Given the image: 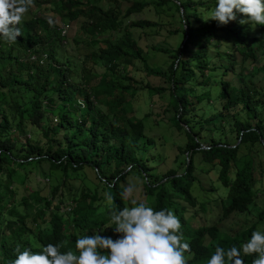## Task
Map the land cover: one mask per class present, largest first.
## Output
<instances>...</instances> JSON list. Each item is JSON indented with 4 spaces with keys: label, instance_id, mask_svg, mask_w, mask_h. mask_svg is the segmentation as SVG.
Instances as JSON below:
<instances>
[{
    "label": "trees",
    "instance_id": "obj_1",
    "mask_svg": "<svg viewBox=\"0 0 264 264\" xmlns=\"http://www.w3.org/2000/svg\"><path fill=\"white\" fill-rule=\"evenodd\" d=\"M151 5L176 14L179 25L168 33L182 35L174 49L152 45L172 58L166 71L147 69L168 83L147 85L148 91L168 92L175 110L168 120L186 137L179 148L185 154L182 172L170 168L162 176H153L148 159L138 153L145 124L132 114L137 87L125 74L127 65L145 61L129 28L157 24L130 16ZM215 6L216 0H33L29 17L18 25L21 36L11 44L0 38V95L27 94L23 104L13 100L7 108L0 106V264H11L18 245L21 251L39 252L51 243L75 252L76 239L102 229L100 235L116 239L110 213L126 207L129 199L121 193L132 172L144 178L143 193L153 197L149 206L171 210L180 219L191 247L188 264H207L216 246L240 248L253 231L264 232V208L232 234L217 223L236 212L248 214L263 190L258 186L264 179V25L241 23L247 18L240 13L221 25L209 19ZM80 17L91 37L87 45L100 46L83 53L81 70L75 72L60 57L68 42L59 27ZM121 30L122 35L110 38ZM247 60L249 78L242 74ZM54 108L57 123L48 114ZM198 110L212 113L195 118ZM205 130L208 137L201 136ZM43 164L48 165L44 176L54 180L45 194L46 187L26 184L30 171ZM85 166L95 172L98 186L76 195L68 186V172ZM200 170L216 173L218 198L197 201L193 195ZM15 174L21 177L17 187ZM183 202L199 205L195 217L215 207L216 221L192 226ZM253 259L244 257L245 264Z\"/></svg>",
    "mask_w": 264,
    "mask_h": 264
},
{
    "label": "rangeland",
    "instance_id": "obj_2",
    "mask_svg": "<svg viewBox=\"0 0 264 264\" xmlns=\"http://www.w3.org/2000/svg\"><path fill=\"white\" fill-rule=\"evenodd\" d=\"M126 4L127 2L124 3V6ZM28 17L29 15L25 14L23 19ZM130 17L131 20L145 19L157 23L154 26L145 25L144 27L129 28L132 36L142 47L143 56L145 57L144 62L138 59L133 64L127 65L125 67V74L134 79V84H132V87H137V93L134 96L132 103V114L135 117L142 119L145 124V137H143L140 141V150L138 153L140 156L146 157L148 159V164L152 166L151 173L153 176H162V174L170 168L176 169L178 173H180L184 167L183 161L185 157V154L181 153L179 150V148L183 147L186 142L184 131L173 127L171 122L168 120L169 117H171L175 112L173 106L168 103V92H150L148 91L149 89L147 87V85L162 87L168 86V83L165 81V79L153 74H148L147 69L161 68L164 71L167 70L172 58L167 53L153 50L152 45L170 47L171 49L176 48L182 41V35L180 33L169 34L168 31L170 29L176 28L179 25V18L176 14L171 16V11L166 6L160 9L154 5L145 8L141 12H135ZM56 21H61L58 16L56 17ZM68 25L70 26L68 27L66 34H64L68 44L59 50L60 57L62 60L67 61L75 72H79L81 70V65H83V53L91 49L96 50L98 46H100V43L87 45V40H90L91 37L83 28L82 17H80L78 20L70 22ZM124 31L121 30L117 33H111L109 36L110 38H116L117 36L122 35ZM253 33L258 34L256 27H254ZM102 36H106V34H99V38ZM211 54L212 56H215L216 52L212 50ZM90 65V63H86L84 66L89 68ZM244 65L245 68H243L242 74L245 75L246 78H249L251 77L249 73L251 62L247 60ZM96 67L99 72L103 70V68L99 65ZM239 67V65L236 66L237 71L240 70ZM260 76V74H257L252 78L255 81H258ZM75 78L76 76L74 75V79ZM125 83H127V80H125ZM195 90L196 92H200L201 87H196ZM26 97L27 94L23 96L21 91H13L11 94L0 95V106L2 108H7L13 100L23 104L24 100H26ZM198 111L199 112L195 114V118H198L200 114H204L203 117H207L210 113H212L207 111L204 113L203 111ZM48 114L51 116L52 122L57 123V109L54 108L53 110H50ZM209 133L210 132H208V130L202 131L201 136L208 137ZM27 134L29 135V133ZM46 171H48L47 164H43L42 167L37 168L36 170H31L29 177L26 180V184L36 189H43L46 187V189L42 192L45 194L46 190H48L47 187L54 184L53 178L52 180L48 181L46 176H44V172ZM197 176L199 181L195 182L192 189V193L196 197L197 201L212 200L220 196L221 191L219 192V187H217L218 182L216 173L214 171L204 172L200 170L198 171ZM256 176L259 177V174L257 173ZM57 177L60 180L61 174L59 173ZM14 179L16 181L14 186L17 187L21 177L15 174ZM67 179L70 191L76 195H79L84 191H93L96 186H98L96 174L89 166H85L83 170L76 173L69 171ZM143 181L144 178L138 175V173L132 172L127 177L126 184L135 186L133 198L136 201H144L150 205V199L152 200L153 197L148 199V196L143 193ZM49 182L51 183L47 184ZM259 187L263 190L258 192L256 200L250 206L248 214L236 212L231 214L229 217L217 222L219 228L222 231L230 234L234 233L243 226L247 219L253 220V216H255L258 211L264 208V179L261 180L258 188ZM23 191L24 189L20 185L19 194H22ZM183 204L186 206L184 215L189 219L192 226H196L198 221H205L206 224H210L217 219L215 207L212 208V210H208L206 213L199 211L198 215L195 217L193 212L200 209L199 205L191 206L184 202ZM133 206L135 205L132 204L131 200H128L126 207ZM208 206L211 208L212 204H209ZM198 217L199 219H197ZM89 235L93 234L90 233ZM112 236H116V238H118L117 233L115 232ZM106 251L107 250H105V252Z\"/></svg>",
    "mask_w": 264,
    "mask_h": 264
},
{
    "label": "clouds",
    "instance_id": "obj_3",
    "mask_svg": "<svg viewBox=\"0 0 264 264\" xmlns=\"http://www.w3.org/2000/svg\"><path fill=\"white\" fill-rule=\"evenodd\" d=\"M32 3L33 0H0V38L11 44L21 36L18 25ZM237 13L247 18L241 23L264 25V0H216L209 19L227 25L236 20ZM134 192L135 186L128 185L121 197L135 206L110 213L114 225L111 228L118 238L100 235L104 229L94 230L95 234L76 239L75 252H62L60 245L51 243L39 252L21 251L18 245L11 264H188L191 247L180 231V219L171 210L157 211L145 202H137ZM107 200L111 204L114 198L107 195ZM246 256H254L252 264H264V232L253 231L240 248L216 246L207 264H245Z\"/></svg>",
    "mask_w": 264,
    "mask_h": 264
},
{
    "label": "built area",
    "instance_id": "obj_4",
    "mask_svg": "<svg viewBox=\"0 0 264 264\" xmlns=\"http://www.w3.org/2000/svg\"><path fill=\"white\" fill-rule=\"evenodd\" d=\"M68 27H69V25L67 23H62L60 25L59 30H60L62 35L66 34Z\"/></svg>",
    "mask_w": 264,
    "mask_h": 264
},
{
    "label": "water",
    "instance_id": "obj_5",
    "mask_svg": "<svg viewBox=\"0 0 264 264\" xmlns=\"http://www.w3.org/2000/svg\"><path fill=\"white\" fill-rule=\"evenodd\" d=\"M185 28H186V26H185Z\"/></svg>",
    "mask_w": 264,
    "mask_h": 264
}]
</instances>
